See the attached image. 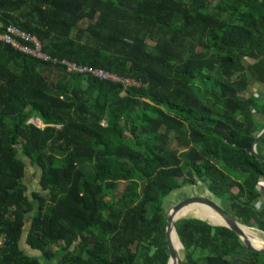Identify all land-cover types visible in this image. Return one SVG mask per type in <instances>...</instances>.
<instances>
[{
	"label": "trees",
	"instance_id": "1",
	"mask_svg": "<svg viewBox=\"0 0 264 264\" xmlns=\"http://www.w3.org/2000/svg\"><path fill=\"white\" fill-rule=\"evenodd\" d=\"M6 26L56 62L0 43V264H40L20 241L46 264H167L163 199L198 182L264 232V133L251 149L264 102L248 92L264 93V0H0ZM25 160L39 171L30 196ZM212 223L174 222L179 264H264Z\"/></svg>",
	"mask_w": 264,
	"mask_h": 264
},
{
	"label": "rangeland",
	"instance_id": "2",
	"mask_svg": "<svg viewBox=\"0 0 264 264\" xmlns=\"http://www.w3.org/2000/svg\"><path fill=\"white\" fill-rule=\"evenodd\" d=\"M252 91H250L249 93L253 94L255 92V90H253L251 88ZM262 120V119H261ZM30 124L38 127V128H43V126L36 120L34 121H31ZM173 145V143H171ZM25 163H26V171H25V183L27 184L28 186V194L30 196L31 192L33 190H36V182L38 180V177H39V171L36 167L34 166H31L29 164V161L28 160H25ZM128 178V176H119L118 178V181L120 183V188L123 186V184L126 182V179ZM261 192L263 193V195L259 196V199L258 201L255 203V206L257 209H259L263 203H264V189H261ZM191 196H202V197H207V198H210L212 199L214 202H216L220 207H222V205L225 206V204L220 200L218 199L215 195H213L211 192H209L204 186H203V183L202 182H198L196 185H190V184H187L185 186H182L181 188L171 192L168 196H166L164 199H163V206L165 208V212L172 206H174L176 203L188 198V197H191ZM229 213L231 215V211L229 210ZM183 217H198V218H203L202 216H200L199 214L197 213H190V214H187ZM183 217H180V218H183ZM260 217L259 215H257V218ZM179 219V218H178ZM205 219V218H203ZM214 225H219L218 223L215 224V223H212ZM250 228H252V230H254L256 232V234L261 237L262 239H264V232L257 229L256 226L254 224H252L251 226H248ZM20 245V248L29 256H34V257H38V260L40 262V264H46V262L41 259L39 256H40V253H38L37 251H33L31 249H29L23 241H20L19 243ZM53 250H56L55 247H53ZM179 257L180 259L183 257V248H182V245H181V249L179 250ZM229 259L231 261H233L235 264H248V263H254L256 262V258L255 257H245V256H229ZM52 263V262H51ZM53 264H55V262H53Z\"/></svg>",
	"mask_w": 264,
	"mask_h": 264
},
{
	"label": "built area",
	"instance_id": "3",
	"mask_svg": "<svg viewBox=\"0 0 264 264\" xmlns=\"http://www.w3.org/2000/svg\"><path fill=\"white\" fill-rule=\"evenodd\" d=\"M0 43L9 46L13 50H16L25 56L33 58L35 61L42 63L56 62L41 52L40 44L35 37L30 36L13 26H6L4 30L0 32ZM58 64L64 69L66 74H89L102 81L119 83L122 85L123 90L139 86V83L134 80L121 78L114 73L102 69L75 65L74 63L65 60H62ZM258 184L259 183H257V185ZM5 243V236L0 234V251L5 246Z\"/></svg>",
	"mask_w": 264,
	"mask_h": 264
},
{
	"label": "bare ground",
	"instance_id": "4",
	"mask_svg": "<svg viewBox=\"0 0 264 264\" xmlns=\"http://www.w3.org/2000/svg\"><path fill=\"white\" fill-rule=\"evenodd\" d=\"M197 213L205 220L211 221L215 224H224V219L217 213L214 208L211 206L202 203V202H191L187 204L185 207H182L180 210H178L173 216L172 219L170 220L171 223L169 225V232H168V238L171 243V246L175 250V253L179 255V250L181 249V243L177 237L176 231L173 227V223L180 217H183L187 214L190 213ZM236 227L237 229L241 232V234L245 235L249 241L251 242L252 246L256 249L259 250H264V239L259 237L252 228L243 225L236 219ZM264 234V233H263ZM177 261V256L176 257H171L170 258V263Z\"/></svg>",
	"mask_w": 264,
	"mask_h": 264
},
{
	"label": "water",
	"instance_id": "5",
	"mask_svg": "<svg viewBox=\"0 0 264 264\" xmlns=\"http://www.w3.org/2000/svg\"><path fill=\"white\" fill-rule=\"evenodd\" d=\"M264 133V120H263V127L260 130V132L254 137L253 141H252V147L251 149L254 151V144L257 141V139L263 135ZM258 158L264 162V157L258 155ZM191 202H202L205 203L209 206H211L212 208H214V210L217 211V213L219 215H221V217L224 219V224H219L222 226H225L227 228H229L230 230H232L233 232H235L238 237L241 239V241L243 242V244L250 250L259 254H264V250H259L256 249L252 246L251 242L249 241V239L241 234V232L237 229L236 227V219L235 217H233L232 215H230L228 212H226L222 207H220L216 202H214L212 199L207 198V197H202V196H191L188 197L178 203H176L174 206L170 207L166 212H165V218H166V227H165V238H166V243L169 249V259L167 264H179L181 262V259L179 257V255H177V253H175V250L173 249V247L171 246V243L169 241L168 238V232H169V225L171 223V219L172 216L178 211L180 210L182 207H185L187 204L191 203ZM203 219V218H202ZM173 227H174V223H173ZM175 229V228H174ZM177 256V261L170 263V258L171 257H176Z\"/></svg>",
	"mask_w": 264,
	"mask_h": 264
},
{
	"label": "crops",
	"instance_id": "6",
	"mask_svg": "<svg viewBox=\"0 0 264 264\" xmlns=\"http://www.w3.org/2000/svg\"><path fill=\"white\" fill-rule=\"evenodd\" d=\"M251 88L253 90H255V92L253 93L254 96L260 94L261 95V98H262V102H264V93H263V90H261V92L259 91V89H261V87L259 88V86L256 83H254L253 81H249V83H248V92L252 91ZM254 119L258 123L261 122L262 116L259 113V111H257V110H254ZM257 183H259V184L256 186V188H257L259 194L262 196L263 193L261 192V189H264V180L263 179H259Z\"/></svg>",
	"mask_w": 264,
	"mask_h": 264
}]
</instances>
